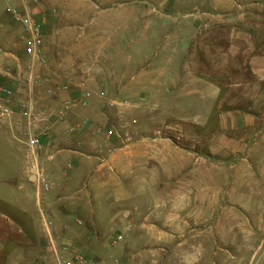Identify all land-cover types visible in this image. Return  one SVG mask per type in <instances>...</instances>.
<instances>
[{"label": "rangeland", "instance_id": "rangeland-1", "mask_svg": "<svg viewBox=\"0 0 264 264\" xmlns=\"http://www.w3.org/2000/svg\"><path fill=\"white\" fill-rule=\"evenodd\" d=\"M97 1L75 0L66 4L67 10L57 3L49 6V12L60 18L50 32L55 40L60 38L65 65L75 67V81L83 84L69 96L78 98L72 117L77 111L87 112L72 122L55 123L52 131L70 136L101 128V134L84 139L74 149L87 160L85 175L105 164L114 151L116 166L105 167L106 176L116 178L109 185L114 192L98 190L100 197L109 199L94 201L93 220L72 216L65 222L69 230L56 217H48L50 246L55 247V237L83 242L89 235L90 248L102 257L100 264L261 262L264 249L222 248L233 239H245L246 233L239 225L235 230L229 225L220 228L216 221L218 215L233 210L237 219L252 222L247 230L253 245L264 241V226L258 229L253 224L255 217L264 216V80L251 64L254 56L264 55V0ZM3 31L0 26V43ZM13 36L19 39L16 32ZM160 47L164 50L159 54ZM3 53L0 50V57ZM9 67L5 64L3 69ZM89 74L98 79L94 86ZM174 75L181 86L170 89ZM103 80L106 86L100 87ZM18 83L26 86L27 79ZM84 90L91 92L90 101L82 100ZM224 114H244L254 118V125L223 129ZM78 124L79 129L70 134ZM2 126L0 122V202L10 199L7 182L17 175L27 155L23 138L8 141L5 132L10 127ZM101 135L103 141L98 140ZM154 138L177 147L175 167L172 162L165 168L161 164L154 172L149 150ZM136 143L147 146L148 163L141 169L121 167L120 154L134 151ZM75 191L67 186L62 194L71 197ZM201 194L208 201L201 200ZM205 204L206 227L160 231L154 226L158 211L184 215L201 205L205 209ZM29 207L38 210L34 203ZM4 209L0 203V211ZM158 234L164 237L161 243Z\"/></svg>", "mask_w": 264, "mask_h": 264}, {"label": "crops", "instance_id": "crops-1", "mask_svg": "<svg viewBox=\"0 0 264 264\" xmlns=\"http://www.w3.org/2000/svg\"><path fill=\"white\" fill-rule=\"evenodd\" d=\"M75 0H0V26L4 27V31L1 36L0 50L4 53L0 57V84L11 86L14 89L15 104L22 102L29 97L35 100L36 110H48L54 111L60 107V103L63 99L74 96L77 94L80 84L75 81L77 76V70L74 66H66L64 55L61 54L59 48V41L55 40L54 35L50 32L51 25L60 21L58 16H53L49 12V6L54 3L61 5L62 8L67 10V5ZM81 1V0H80ZM92 1L95 0H82ZM99 3H106L107 0H98ZM97 1V2H98ZM16 7L21 10H25L30 13L34 18L42 21V32L44 47L43 53L46 58V65L41 67L35 66L33 76L36 77L37 82L35 85L25 86L20 85L18 82L21 80L16 78V72L21 71V78L27 79V66L28 59L23 52V38L25 36L23 30L13 23L10 15L7 13V8ZM14 31V32H13ZM17 33L19 39L15 40ZM58 42V43H57ZM159 54L164 50L158 48ZM5 64H9V68L3 69ZM253 66V72L260 80H264V55L254 56L251 59ZM2 68V69H1ZM6 70H11L13 76H7ZM174 71H170V74ZM89 74V79L94 86L97 82V78ZM73 78V82L69 83V91L62 92L56 91L53 96H48L46 92L52 88H57L63 84H67L65 79ZM98 84L100 87L106 86V81ZM172 88H180L181 81L172 76L170 80ZM103 83V84H102ZM184 88L187 87V79L183 81ZM32 91V93H31ZM87 114L84 111H77V116ZM234 115V117L230 116ZM76 112L70 115L68 122H72L76 119ZM99 115H93V118L100 120ZM235 118L236 121L228 122L227 119ZM67 122V123H68ZM66 123V124H67ZM221 124L223 129H241L254 125V118L246 116L244 114H224L221 116ZM2 127H10L8 132H5L7 140L11 142V139L21 140V131L14 126V122L3 123ZM1 127V128H2ZM93 128L82 129L79 133L70 136H56V129L51 132L48 140H45V146L42 151L38 153L36 166L33 168V163L25 155V161L23 166L19 167L17 175L7 182L10 191L9 200H1V204L5 208L4 211H0V264H54L55 255L53 247L49 244L50 230L46 225L47 218L52 216L56 217L62 222V228L69 230L65 225L72 216L81 218L84 222L93 220L95 212L94 201L99 198L108 200L109 198L100 197L98 190L104 191L108 194L113 191V187H109L110 183L115 181L116 178L106 176L105 167L111 168L116 166L118 157L114 154L109 155L107 162L96 166V169L85 175L83 173V165L87 163L84 160L79 151L75 150L77 146L81 145V141L86 138L94 136L95 132ZM85 137V138H84ZM103 136H99L98 140H102ZM153 143L149 150L152 152L153 165L159 172L161 164L163 168L169 167L170 163L175 167V155L177 153V147H171L170 144L162 143L164 140L158 138L152 139ZM107 146L113 147L111 142H108ZM111 143V144H110ZM134 151L129 153L120 154L119 163L120 166L129 169L135 165L141 169L147 163L149 157V150L147 146L136 143L133 145ZM103 152V151H102ZM106 152L110 153V150ZM89 162V161H88ZM68 163H71V167L67 168ZM90 163V162H89ZM171 179L170 177H166ZM44 183H49L51 189L49 192H43L41 186ZM67 186L76 188V191L71 197H64L62 192ZM100 188V189H99ZM104 189V190H103ZM100 191V192H101ZM114 192V191H113ZM102 193V192H101ZM201 200L208 201L207 195H198ZM198 197V198H199ZM80 201H85V204H81ZM34 203L38 210L31 209L30 204ZM206 208L203 209L201 205L200 209H190L185 212L186 214L178 215V211L163 210L158 211L154 218V226H158L159 230L169 229L174 230L176 228H191L198 229L208 226L209 213ZM7 209V210H6ZM105 209H109L106 208ZM231 213V214H230ZM232 217V220H229ZM227 219V220H226ZM93 222V221H92ZM217 226L225 228L226 225L232 226L235 230L239 225L244 230L245 239L236 240L233 239L229 244H224L222 248H239L248 249L255 248L257 250L264 249V241L256 242L255 245L251 240V231L247 229L252 227L250 220L237 219L233 210L231 212H224L218 215ZM145 226L144 223H142ZM254 227L258 229L264 226V216H257L253 221ZM56 227H52L51 233L55 234ZM161 234H158V239H163ZM83 242L72 241L70 238H64L59 240L55 237V249L63 256V258L69 259L72 250H78L88 256H92L96 264L102 263V257L96 255V253L90 248L91 236H86ZM53 241V240H52ZM85 243V246L83 244ZM159 243V242H158ZM67 247V251H63L62 248ZM257 264H264V255ZM250 260L248 261L249 264Z\"/></svg>", "mask_w": 264, "mask_h": 264}, {"label": "built area", "instance_id": "built-area-1", "mask_svg": "<svg viewBox=\"0 0 264 264\" xmlns=\"http://www.w3.org/2000/svg\"><path fill=\"white\" fill-rule=\"evenodd\" d=\"M7 13L10 15L13 23L18 25L24 32L23 38V52L25 57L28 59L27 66V86L32 87L36 84L37 79L33 76L36 65L44 67L46 65V58L43 53L44 40L42 32V21L34 18L30 13L25 10H21L16 7L7 8ZM7 76H13L11 70H6ZM16 78L21 79V71L18 70ZM83 87L80 84L79 88ZM69 84H63L57 88H52L46 92L48 96H52L55 92L69 91ZM32 93V91H31ZM14 89L11 86L0 84V122L9 123L14 122V126L20 129L23 143L27 149V158L33 163V168L36 166L38 153L42 151L45 146V140L51 135L52 128L55 123L63 122L67 120L73 109L78 104L77 97H68L63 99L60 103V107L54 111L36 110L35 100L32 97L17 102L15 104ZM102 96V93L100 94ZM82 100L90 101L92 99L91 92L83 91ZM79 129V124L70 128L69 133L75 132ZM103 131L101 128L95 129V134H101ZM107 138L111 137V132L106 134ZM71 167V163H68L67 168ZM51 185L44 183L41 186L43 192H49ZM118 240L120 237L117 238ZM53 247L55 255L54 264H96L95 259L92 256L84 255L78 250L73 249L69 259H64ZM63 251H67L68 248H62Z\"/></svg>", "mask_w": 264, "mask_h": 264}]
</instances>
